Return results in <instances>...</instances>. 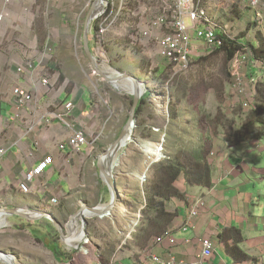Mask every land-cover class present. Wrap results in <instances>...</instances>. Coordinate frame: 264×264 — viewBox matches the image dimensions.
<instances>
[{"label": "rangeland", "instance_id": "1", "mask_svg": "<svg viewBox=\"0 0 264 264\" xmlns=\"http://www.w3.org/2000/svg\"><path fill=\"white\" fill-rule=\"evenodd\" d=\"M104 1L106 3L112 1L116 5L118 19L114 27L101 38L96 35L94 23L91 24L89 34L90 50L99 69L106 76L116 73L133 76L144 86L143 98L146 97L147 92L151 94L147 98L146 109L137 119L134 117V130L131 141L118 152L117 162L112 170L113 176L122 177L123 173H131L130 170H136L140 166L146 170L153 164H150V161L155 159V155L160 156L158 154V148L160 147L158 143L160 141H152L149 130L151 127H158L161 124L165 125L164 131H166L167 125L172 127L169 112L173 113L171 110L173 106L176 107L177 111V118L173 121L175 127L177 126L176 131L173 127V132H176L174 137L176 138H171V141L166 139L163 143L162 148L164 147L163 153L166 158L178 152V155H181L180 150L177 149L180 145L178 144L179 147H176L174 141L189 142L191 148H194L196 132L200 133L202 127L208 128L207 133L214 147V151L209 156L213 157L212 153L216 156L215 149L219 150L218 145L221 140L227 139L230 141L226 135L217 131L216 123L218 122H215L216 119L225 117L227 120H235L234 130L244 131L243 121L250 112L245 110L244 104L251 103L247 102L251 99L247 93L244 92L242 95L234 93L229 65H227L224 56L212 55L202 62H195L197 56L192 55L191 68L181 69L176 63L163 58L161 54L159 40L169 32L170 28L168 26H156V22L161 17H164L169 24L172 22V13L166 11L162 3L156 0ZM100 2L99 0H0V14L2 11L7 12V16L0 25V110L3 104L8 105L7 103L12 96L19 65H24V62L31 59H41L45 42L50 38L53 46H55L54 49L57 50V46H60L61 55L65 56L68 61L74 59V62L72 66L68 64L65 67L61 65L40 67V79L44 77L51 80L54 75H58V84L61 86L65 82V75L70 76L69 78L75 79V82L80 84L82 88L90 91L96 100L101 101L106 109L105 122L107 123L99 124L98 129L89 138V142L95 139L98 141L92 145L97 148L92 153L94 159L117 139L127 122L132 108L130 102L133 99L128 89L129 81L123 80L115 84L108 82L95 73L85 55L83 44L84 26L93 7L95 6V13L96 8L100 9ZM196 4L207 10L212 21L225 31L224 33L229 39L240 43L248 42L246 44L247 52L245 50L244 54L246 58L244 69L249 65L250 69H256L258 72L255 75L251 70L249 72L248 67V73L244 71L246 79L244 85L246 81L250 82L251 76L255 78L256 82H264V77L259 71V68L264 65L252 56L251 40L255 39L257 35L256 28L260 22L256 18L255 11L248 8L240 0H196ZM167 8H170V5ZM62 24L65 26H62ZM187 24L190 25V22L187 21ZM59 27L60 35H57L54 31L58 30ZM189 37L191 44L196 42L197 39L193 31L189 32ZM198 49L201 51L203 48ZM34 72H30L28 76L33 75ZM159 75L165 81L168 78L178 80H175L174 87H161L158 84ZM74 84L73 82H67L66 91H71ZM173 88H176V90H173ZM182 88L183 90H181ZM169 93H171L170 98L168 97ZM156 107L160 109L161 114L154 118L153 114L156 113L152 112V109ZM234 113H239V116H233ZM192 119L194 123H197L198 130L196 132L192 130L190 123ZM179 127L185 128L186 134L181 132ZM257 127V125H251L248 127V131H252ZM141 131L144 138L139 133ZM153 131L159 132L157 128H154ZM163 132L159 137L160 140L165 136ZM146 136L150 139L145 138ZM93 170L96 171V176H93V180L90 181L92 185L91 188L86 190V194L91 193L88 195V199L95 207L96 201H94V194L92 193L94 192L93 186L98 181L100 182V178L97 170ZM145 173L140 175V184ZM150 176L151 172L149 174L148 171L147 182ZM114 178L116 179V177ZM147 182L144 185L141 184L142 188L147 186ZM129 185L133 188L136 187L133 182H130ZM73 196L67 203L69 204V210L63 209V200H58L54 205L57 214L60 215L65 224H68L71 220L70 217L80 209L74 201L78 198V195ZM60 211H62V214ZM138 212L134 210L132 215ZM86 220L88 222L87 231L93 226L96 232L94 235L99 238L103 236L104 231H111L112 223L119 221L112 214L104 218L91 217ZM78 222L74 223L77 226L76 233L83 231L82 222L79 220ZM127 229H121L120 232H127ZM119 235L123 236L120 233ZM91 237L92 235L89 234L87 238ZM87 238L83 243L75 244V246H79V250L71 247L74 245L66 243L65 248L70 252L82 253V258L79 259L77 264H94L97 248L95 245L89 244ZM128 240L130 241L128 244H134V240ZM101 242L100 240L99 243ZM128 244L122 243L120 245L122 248L118 251L123 249L125 253H132L133 247ZM24 248L27 249L29 256L39 259V261H35V264H58L54 263L53 256L50 253H45L44 250L42 251V248L38 251L39 256L32 254L33 251H36L34 247L24 245ZM96 260H98V257ZM71 264L75 263L72 261Z\"/></svg>", "mask_w": 264, "mask_h": 264}, {"label": "crops", "instance_id": "2", "mask_svg": "<svg viewBox=\"0 0 264 264\" xmlns=\"http://www.w3.org/2000/svg\"><path fill=\"white\" fill-rule=\"evenodd\" d=\"M256 30L257 35L251 40V45L264 49V11ZM54 32L60 35V27ZM242 44L246 45L248 42ZM192 45L197 49L204 47V44L197 40L192 42ZM196 53H198L196 56H199L202 50L198 49ZM54 54L53 58L43 65L44 68L50 65L53 67L73 65L74 59L68 61L61 55L60 46H57ZM40 61L41 59L36 58L24 62V65L34 62L37 70L30 76L17 75L15 80V87L27 88L34 95V102L24 111L23 120L12 121L14 114L12 96L8 105L3 104L0 110V149L5 150L4 155L0 156V209L51 213L60 224L66 226L50 201L63 200V209L69 210L67 203L77 194L78 198L74 201L79 207L82 204L94 207L88 199L91 193L86 194V190L92 185L90 181L96 176L93 169L97 170L100 178V182L93 186L95 207L106 206L111 199V192L102 181L96 167L98 157L92 158V153L97 150L92 145L97 140L89 142L98 125L107 123L106 109L101 101L96 100L90 91L82 88L75 79L69 78L70 76L65 75L64 84L59 86L56 83L59 76L54 75L51 78L53 80L51 89L43 87L40 79ZM248 67L249 72L251 70L257 74L258 71L250 69L249 65L245 67L247 73ZM259 71L264 77V66L260 67ZM67 82L75 83L69 92L66 91ZM250 82L245 83V93L251 98L247 102L253 103L254 85ZM69 103L73 108L64 116L63 122L50 119L47 123L51 111H63L65 105ZM157 108L152 109V112L156 113L153 114L154 118L161 114ZM30 127H33L31 131L28 130ZM154 128L159 130L155 133L160 136L165 125L150 129L153 131ZM74 131H82L88 141L79 152L72 151L67 144ZM218 149H215L216 156H209L208 159L212 169L213 188L189 186L184 176H181L176 187L186 193V196L183 200L174 199L169 204V211L177 214L171 225L169 237L145 251H139L134 244L129 243L128 245L133 247L132 253H125L123 249L118 251L116 264H156L153 261L155 257L165 260L176 257L187 264H199L201 241L204 239H211L214 242L215 251L212 257L203 260L202 264H264V137L240 144H232L227 139H222ZM46 157L52 158V164L30 186V193L22 194L18 186L25 173ZM148 168L144 170L140 166L136 170H130L131 173H123L122 177L114 176L121 196V204L112 214L119 220L116 221V225L112 223L113 227L110 228L114 241L118 239L120 230L129 228L144 208V194L148 200L149 187L147 185L142 188L139 181L140 175L147 172ZM130 182L136 187H130ZM198 199H204V207L199 210V215L190 221L188 218L192 206ZM129 204H137L136 211L139 212L135 215H126L125 211ZM60 213L62 214V211ZM3 221L4 224L0 226L4 227L0 230V252L13 257L14 264H35V261H39L38 258L27 254L24 245L34 247L36 251L32 254L38 256V251L42 248V251L53 256L54 263L65 262V254H71L65 248V241L61 238L56 241L55 229L46 219L30 222L9 216ZM188 222L190 229L185 232L183 227ZM76 229L77 226L74 224L71 241L75 242L69 241L70 245L81 242L78 233L75 232ZM91 230H95L93 226ZM223 234L224 237H221ZM238 234L243 237L240 242H237ZM100 240L101 238L94 237L93 244L99 245ZM57 247L60 252L53 254L52 250ZM62 253L64 255H61ZM95 257H98L97 250ZM80 258L81 252L74 255L72 261L77 264ZM96 258L94 264H100Z\"/></svg>", "mask_w": 264, "mask_h": 264}, {"label": "trees", "instance_id": "3", "mask_svg": "<svg viewBox=\"0 0 264 264\" xmlns=\"http://www.w3.org/2000/svg\"><path fill=\"white\" fill-rule=\"evenodd\" d=\"M96 28L97 26L96 24H94V29ZM245 50L246 45H243L238 41L225 38L224 45L221 48L208 55H199L196 59H194L195 62H202L209 56L223 55L227 65H229L230 79L231 82H233L232 74L230 72L231 63L238 53L245 54ZM252 56L255 60L263 63L264 65L263 48L253 47ZM158 71L160 72V70ZM158 79V84L161 87H174L175 80H178H172L168 78L165 81L161 78V75H159ZM173 90H176V88H173ZM181 90H183V88ZM170 95L171 93L168 94L169 98ZM253 95L254 98L252 103V110L247 114L245 121H243L242 127L244 131L234 130L235 120H227V118L222 117L221 119L219 118L220 120L216 119L215 121L218 122L216 123V127H218L216 128L217 131H220L224 135H226L228 139L234 144H239L248 140H259L264 137V82H256L254 84ZM149 96H151V94L147 92L146 97L140 100L135 111L136 119L146 109L148 103L147 98ZM132 102L133 99L130 103L132 104ZM171 110L173 111V113L169 112V114L171 117L170 123L172 127H170L169 125L166 126V131L163 132V134L165 135L163 138V143H165L166 139H170L171 141V138H173L175 136L174 134L176 133H174L173 131L177 130V126L175 127V122H173L177 118L176 107L173 106V109ZM173 114L176 117H174ZM233 116L237 117L239 116V113H234ZM190 123L192 126V130L196 132V130H198L196 127L197 123H194L193 119ZM251 125H257L258 127L252 131H248V127ZM173 127H175L174 130ZM179 129L181 130V132H184V134H186V131H184L186 130L185 128L179 127ZM149 131V134L152 137V141H160L159 137L161 135H156L155 131L153 132L151 129ZM207 132V127H202L200 133L196 132L197 136L194 148H191L192 146L189 142L183 143L180 142V140L174 141L176 142V147H179L180 145V147L177 149L180 150L181 155H178L179 152L177 154L169 155L168 158L159 159L150 166L149 174L151 172V176L147 182V185L149 186V196L148 200L146 199V205L140 211L141 227L138 233L134 236V245L139 249V251H145L152 247L155 244L156 238H162V240H164L169 237L171 233V225L174 222L175 217L177 216V214L169 211V204L174 199L183 200L186 196V193L181 192L176 187V183L181 176H184L186 183L189 186H199L206 189L213 188L214 184L212 180V169L208 159L210 153L214 151V147ZM139 133L143 137V132L141 131ZM145 138L150 139V137L148 136H146ZM120 201L121 199L118 200L116 208L120 206ZM134 210H137V204H129L125 213L129 216L134 212ZM114 211L112 212V214L114 213ZM114 224H116V222H114ZM55 232V239L56 241H58L61 237L56 229ZM89 232L92 235L91 238H88L89 244H93L94 237H97L94 235L96 234V232L94 230H91V228ZM224 235L225 234L221 235V237H224ZM112 236L113 233L111 231H104L103 236L100 237L102 242L99 245H95L97 248L98 259L101 264H116L115 259L118 253V249L119 247H121L120 245L124 240V236L119 235L118 239H116L115 241L112 240ZM238 237L239 239L237 242L243 240V237L240 234H238ZM52 251L53 254H58L60 252V249L59 247H57ZM75 252L76 253L71 252V254L69 255L65 254V262L60 263L58 262V260L57 262L59 264H71L70 262L72 261L74 255L78 254L77 251ZM61 255L64 254L62 253Z\"/></svg>", "mask_w": 264, "mask_h": 264}, {"label": "built area", "instance_id": "4", "mask_svg": "<svg viewBox=\"0 0 264 264\" xmlns=\"http://www.w3.org/2000/svg\"><path fill=\"white\" fill-rule=\"evenodd\" d=\"M162 3L166 11L172 13V22L169 24L164 17H161L156 22V26H168L170 28L169 32L159 40V46L161 49V54L163 58L167 59L172 63H176L177 66L181 69L187 70L191 65L192 55H196L198 51L197 48L193 47L191 44V39L189 37V32L193 31L195 38L204 44L201 55H208L217 49L221 48L224 45L225 38L229 39L225 31L218 27L209 16L207 10L202 9L196 4V0H156ZM242 3L248 6V8L255 11L257 20L262 19V13L264 11V0H240ZM170 8H167L169 7ZM171 15V14H170ZM7 16L6 11H2L0 14V25ZM118 19V14L116 10V5L111 1L106 3L104 0L100 2V9L97 8L96 14L94 15L93 23L96 24V35L98 38L105 36L113 27L115 22ZM187 21L190 22V25L187 24ZM43 56L41 57V65H46L48 60H51L54 56L55 49L51 42V39L48 38L45 42V47L43 49ZM245 57L244 54L238 53L235 59L232 61L230 66V72L232 74V88L234 93L237 95H242L245 92ZM37 70V65L34 62H28L24 66H20L17 69V75L23 76L30 74ZM59 80V78H58ZM251 84L254 85L256 80L251 78ZM56 81V80H55ZM58 83V81H56ZM53 80L48 78H41V85L47 89H51ZM12 105L14 108V114L12 117L13 122H20L23 120L24 111L27 107L34 102V95L31 90L27 88L18 86L12 90ZM73 108L71 103L66 104L63 111L55 110L49 113V120H58L62 121L65 119L64 116L70 112ZM244 108L247 111L252 110V103L244 104ZM33 127H30L28 130L31 131ZM68 146L74 152H79L81 147L88 144L86 136L82 131H74L73 135L68 140ZM160 147L158 148V156L155 155V159L151 162L154 163L159 159H166V156L163 153V139L160 140ZM5 153L4 149H0V156H3ZM214 156V154H211ZM52 164V158L46 157L40 161L37 165L33 166L29 171H27L23 177L22 182L19 184L18 189L22 194L30 193V186L34 181L42 176L48 167ZM149 171V169H148ZM143 174L141 179V184L147 182V173ZM52 205L57 203L56 199L50 201ZM144 204L146 205V197L144 194ZM204 199H198L192 206V210L189 216V220L192 221L199 215V210L204 207ZM141 227V214H139L133 224L127 229V232H119L124 236L122 243L128 244L130 242L128 239L134 240V236L138 233ZM190 223L188 222L183 230L185 232L189 231ZM162 238H156L155 244H160ZM202 252L199 259V264H202V261L212 257L215 251V244L211 239H204L201 241ZM75 250H79V246H71ZM119 247V249H121ZM153 261L156 264H187L186 261L177 259L176 257H171L169 260L161 259L155 257ZM1 264H9L4 260H0Z\"/></svg>", "mask_w": 264, "mask_h": 264}, {"label": "water", "instance_id": "5", "mask_svg": "<svg viewBox=\"0 0 264 264\" xmlns=\"http://www.w3.org/2000/svg\"><path fill=\"white\" fill-rule=\"evenodd\" d=\"M99 1H102V0H99ZM94 9H95V6L93 7L90 14L88 15L87 20H86V24H85V28H84L83 44H84V52H85L86 57L90 61L95 73H97L98 75H100L101 77L106 79L108 82L115 84L119 80H121V81L126 80V81L131 82L135 87V91L133 93H131V95L133 97V102H132V108L130 110L126 124L122 128L117 139L103 153H101L97 158L96 167L99 171V174H100L102 181L106 184L109 192H111V199L106 206L90 207V206H87L86 204H82L80 209L73 216L70 217L71 220L68 222V224H66V226L60 224V222H58V220L51 213L33 212V211H29V210L0 209V217L3 218V220H4V218L9 217V216H16V217L22 218V219H24L26 221H30V222H39L42 219L48 220L51 223L52 227L54 229H56V231L60 234L61 239L63 241H65L66 243H68L72 239V236L74 234V230L72 227V223L74 220L79 219V217L82 216L81 222H82V226H83V232L86 235H88V231H87L88 222L86 220L87 218L84 217V214L89 213V214H92V217H99V218L111 216L112 212L116 208L118 200L121 199L119 188H118L116 180L112 174V170L116 164V161L114 158L117 157L118 152L121 150L120 147H121L122 141H124L125 138H127L128 141L129 140L131 141V136H132L133 130H134V129L132 130V127H134L135 111H136V108H137L140 100L143 99V95H144V93H141V91H140L139 87L142 85L137 78H135L133 76H129V75H122V74H119L118 79H114L111 77L108 78V76H106L99 69V66L97 65V63H96V61H95V59L91 53L90 44H89V34L91 31V24L93 22L94 15L96 14L94 12ZM142 87H144V86H142ZM128 132H129V136H128ZM102 158L104 160H106V168L105 169H103L99 165V161ZM0 255L6 259L5 262L12 260V262L14 264V258L13 257H11V256H9L3 252H0ZM9 264H11V263H9Z\"/></svg>", "mask_w": 264, "mask_h": 264}, {"label": "bare ground", "instance_id": "6", "mask_svg": "<svg viewBox=\"0 0 264 264\" xmlns=\"http://www.w3.org/2000/svg\"><path fill=\"white\" fill-rule=\"evenodd\" d=\"M99 6V5H98ZM100 7V6H99ZM96 10H97V8H96ZM114 78V79H118L119 78V74H111V75H109L108 76V78ZM119 81H121V80H119ZM118 81V82H119ZM140 88V91H141V93H144V88L142 87V86H140L139 87ZM128 89L130 90V92L131 93H133L134 91H135V87H134V85L131 83V82H129V84H128ZM131 129V128H130ZM134 129V127H132V130ZM128 136H129V132H128ZM130 141V140H129ZM129 141H128V139L127 138H125L124 139V141H122V143H121V147H120V149H123L124 147H126V145L129 143ZM159 156V155H158ZM115 159V161L117 162V157L116 158H114ZM99 165L103 168V169H105L106 168V160H104L103 158L99 161ZM116 165V164H115ZM81 217L82 216H80L79 217V219H76V220H74L73 221V223H72V227H73V225H74V223L75 222H78V220L79 221H81ZM84 217L85 218H91L92 217V214H89V213H85L84 214ZM79 223V222H78ZM4 224V221H3V219H0V226L1 225H3ZM77 236L78 237H80V240H81V242L79 243V244H81V243H83L84 241H85V239L88 237V235H86L83 231H81L80 233H78L77 234ZM88 239V238H87ZM71 241V240H70ZM71 242H73V241H71ZM75 242V241H74ZM73 242V243H74ZM72 243V245H74L75 246V244H73ZM75 247H78V246H75ZM4 260V261H6V259L3 257V256H1L0 255V260ZM9 263H11V264H13V262H12V260H9L8 261Z\"/></svg>", "mask_w": 264, "mask_h": 264}]
</instances>
